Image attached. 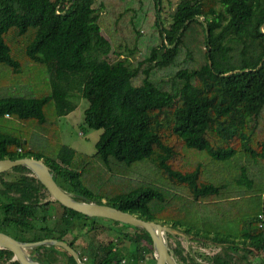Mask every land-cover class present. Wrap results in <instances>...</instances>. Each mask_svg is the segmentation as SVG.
<instances>
[{
    "label": "trees",
    "instance_id": "obj_1",
    "mask_svg": "<svg viewBox=\"0 0 264 264\" xmlns=\"http://www.w3.org/2000/svg\"><path fill=\"white\" fill-rule=\"evenodd\" d=\"M121 1L0 0V158H42L58 184L79 199L223 246L208 264H241L240 258L264 264V0H177L172 11L165 0H151L159 42L149 48L137 44L143 33L136 7L117 10L110 37L103 34L100 11ZM130 30L133 44L126 37L120 50L114 42ZM169 67L176 68L165 71ZM32 76L38 81L32 91L8 87L18 79L30 83ZM56 91L87 99L83 123L102 129L94 153L58 142L51 121L58 115ZM33 132L50 136L56 152L31 147ZM192 151L205 152L208 162L219 164L217 171L192 160ZM90 176L114 190L90 188ZM220 204L232 214H217L220 223L232 221L238 233L218 229L216 221L203 228L187 220L197 211L192 215L205 220L202 212ZM171 205L179 214L162 216ZM94 218L54 199L25 165L0 172L1 231L23 241L68 238L73 245L90 232L82 219ZM34 248L46 264H77L61 246ZM12 255L0 248V264H20Z\"/></svg>",
    "mask_w": 264,
    "mask_h": 264
},
{
    "label": "rangeland",
    "instance_id": "obj_2",
    "mask_svg": "<svg viewBox=\"0 0 264 264\" xmlns=\"http://www.w3.org/2000/svg\"><path fill=\"white\" fill-rule=\"evenodd\" d=\"M121 1V0H120ZM143 4H139V0H122L121 3L115 2L110 6V10H104L102 9L100 11L101 20L103 22L102 32L105 34L108 38L110 37V33L112 28H110L111 18L115 16V13L117 10H122L124 7L132 6L136 7L137 10V17L135 20H139L138 24L140 25V31L143 33L139 36L137 44L140 46H144L149 48L152 43L159 42L158 38H156V31H155V24H154V11H153V3L150 4L151 0H143ZM177 0H170L168 2L167 0L164 1L165 3V10L172 11L175 7V3ZM152 2V1H151ZM149 4V5H148ZM132 13V11H128L127 13H124L122 17L123 19V25L125 22H128L129 16ZM128 26H131L129 23H127ZM130 29V28H129ZM124 35V36H123ZM130 36H133L132 31L130 30L129 33H119L120 40H117L114 42L115 46L122 50L123 47H118L119 43H125L126 39L129 40V44H133V39L130 38ZM127 37V38H126ZM126 38V39H125ZM134 56H131V58L134 60L139 57V51H134ZM186 63V62H185ZM184 63V64H185ZM173 68L176 67H169L165 71L169 72L173 70ZM156 77H163L165 76V72L163 71H156L155 72ZM167 76V74H166ZM28 81V80H27ZM25 80L18 79L17 81L11 83L8 85L10 90H17V91H32L33 86H37L36 78L30 77V83ZM6 87V88H8ZM37 91V88H35ZM55 107L58 115L56 118L52 119V126L55 128L54 133H58V142L65 143L74 149L78 151L79 153H85V154H92L95 152V141L97 140L100 132L102 131L101 128L95 129L91 127H87L83 123V116H84V108L87 106L88 101L85 97L80 96L77 93L73 92H65V91H56L55 92ZM32 140L30 139V146L34 147L35 149H40L42 151H48L50 150L51 153H55L57 150L58 144L55 142H52V138L46 134V136H37L36 132H33ZM55 146H54V145ZM49 148L48 146H52ZM192 160L200 159L204 161V164L206 165L207 169H211L213 172L217 171L219 164L216 163H210L208 162V158L205 154V152H198V151H192ZM189 162H194L189 160ZM91 169L87 168L86 171H90ZM112 179V178H111ZM115 180V179H114ZM114 182L113 186L116 189V185L118 183ZM86 184L94 189L100 191V188H102L104 193H109L114 188L104 186L103 183L99 180H96L93 176H90L89 178H85ZM118 187V186H117ZM173 193H177L176 189L173 187H170L169 189ZM240 201V199L238 200ZM240 206L230 207L231 210H237ZM61 208L57 203H55V212L59 211ZM181 209V208H179ZM228 212V219H231L232 214L228 211V207L226 205L220 204L216 207L214 210H209L208 208L205 209L206 212H202L203 215L206 217L205 220L202 219V221H198V215L199 212L190 213V216H187V220L199 227H207L205 224H210V227H214L215 221L218 222L217 226L218 229L225 230V231H233L238 233L237 226L232 221L229 220L227 224L220 223L219 216L217 214H222V211ZM169 211H164L162 216L165 217H176V214H179L178 210H175L173 205L169 206ZM181 212V210H180ZM195 214V215H192ZM216 215V217H214ZM186 220V219H185ZM214 220V222H212ZM204 222V223H201ZM176 240H179L184 246V249L188 252L195 254L196 257H198L200 260H202L205 264L209 263V256H213L216 252H222L223 246L219 244H214L210 241L206 240H199V239H191L189 236H187L185 233L176 234L175 236L170 238V241L175 243ZM87 241V240H86ZM78 246L85 245V242L81 239L80 242L77 244ZM27 251H30V248H27ZM230 252V251H229ZM234 255L236 257H240L242 255L241 251L236 252ZM12 259V257H11ZM255 259V260H254ZM253 261L255 262L257 259L254 258ZM241 264H247L245 259H241ZM253 262V263H254ZM217 264V263H216Z\"/></svg>",
    "mask_w": 264,
    "mask_h": 264
},
{
    "label": "water",
    "instance_id": "obj_3",
    "mask_svg": "<svg viewBox=\"0 0 264 264\" xmlns=\"http://www.w3.org/2000/svg\"><path fill=\"white\" fill-rule=\"evenodd\" d=\"M15 165L27 166L46 187L51 196L64 206L88 216L106 217L146 229L153 240L156 252V264H177L167 249L168 233H175L177 229L156 220L139 217L129 211L104 202L77 198L79 197L78 195L65 190L58 184L54 178L52 169L42 158L34 156L0 158V172ZM41 244L61 246L73 256L77 264H89L81 260L78 252L63 239L45 237L33 241H23L0 230V248L10 249L13 252L12 259H17L20 264H44L31 257L26 251L28 246Z\"/></svg>",
    "mask_w": 264,
    "mask_h": 264
},
{
    "label": "flooded vegetation",
    "instance_id": "obj_4",
    "mask_svg": "<svg viewBox=\"0 0 264 264\" xmlns=\"http://www.w3.org/2000/svg\"><path fill=\"white\" fill-rule=\"evenodd\" d=\"M94 217V221L82 219L81 225L85 229H89L90 232L87 231L88 235L83 234L71 245L78 252L81 260L89 264H98L95 260L101 257L110 264H156V252L149 233V239L141 238V231L135 228L138 226L106 217ZM163 224L177 229L175 233H168L167 236L168 252L177 264H205L195 254L193 255V253L185 250L184 245L179 240H176L175 243L170 241V238L176 234L184 233L179 227H173L167 223ZM81 239L85 242V245L78 246L77 244ZM63 240L69 243L68 238ZM95 242L100 244L95 245ZM34 247L28 246L27 248H30V251L28 252L26 248L27 253L34 259L44 263V255L35 250ZM57 256L60 257L59 262H61L62 253L58 252Z\"/></svg>",
    "mask_w": 264,
    "mask_h": 264
},
{
    "label": "built area",
    "instance_id": "obj_5",
    "mask_svg": "<svg viewBox=\"0 0 264 264\" xmlns=\"http://www.w3.org/2000/svg\"><path fill=\"white\" fill-rule=\"evenodd\" d=\"M260 225L264 228V222H262Z\"/></svg>",
    "mask_w": 264,
    "mask_h": 264
}]
</instances>
